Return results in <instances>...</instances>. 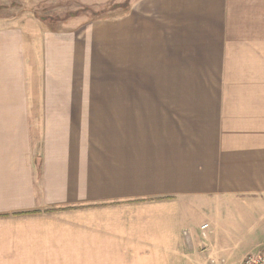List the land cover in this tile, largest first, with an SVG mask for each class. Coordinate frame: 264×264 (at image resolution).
<instances>
[{
  "label": "crops",
  "instance_id": "crops-1",
  "mask_svg": "<svg viewBox=\"0 0 264 264\" xmlns=\"http://www.w3.org/2000/svg\"><path fill=\"white\" fill-rule=\"evenodd\" d=\"M91 48L114 50L121 91L94 80ZM13 177L22 205L9 213H41V199L70 208L54 221L91 222L74 236L52 228L48 244L69 257L84 246L121 264L122 245L139 242L156 247L150 264H241L264 250V0H133L115 18L0 22V180Z\"/></svg>",
  "mask_w": 264,
  "mask_h": 264
},
{
  "label": "rangeland",
  "instance_id": "rangeland-1",
  "mask_svg": "<svg viewBox=\"0 0 264 264\" xmlns=\"http://www.w3.org/2000/svg\"><path fill=\"white\" fill-rule=\"evenodd\" d=\"M132 1L133 0H0V22L8 25L12 22L20 24L21 22H27V20L30 22L31 19L36 18L44 21L49 27H58L59 24L72 22L73 20L81 22L87 19L115 18L128 11ZM109 50L114 51L112 48L90 49L89 54L93 59V77L94 80H96L99 76L101 80V76H103L105 82L108 84L101 86L104 91L118 92L121 91L118 90L120 87L118 84L121 78L118 75L116 62L112 61L111 55L109 56L108 54ZM30 69L33 71L32 74L36 73L34 67L30 66ZM119 74H121L120 70ZM124 76L128 75L124 73ZM144 79H147V77ZM193 87L196 91L197 86ZM210 87L211 86L208 88V86H206L205 91H208ZM93 88L94 91H100L95 84ZM136 88H138L137 85L133 86L126 84L125 86L123 85L122 91L125 89L127 92H134ZM139 88H142V86ZM35 137L38 139L37 135ZM20 182L19 179L15 181L14 177L11 180H0V264H113V262L109 260V258H113L116 255V252L113 251L103 255V257H108L109 261H102L100 255H93L88 258V260L87 257L90 248L86 249L83 246L85 258L78 253L69 257V246L62 245V243H58V245L48 244V240H57L52 235V228H58L64 232H66L65 230L75 231L76 234H70V236H74L87 231L80 228V225H91V222H87L82 218H73L69 215L64 216L63 219H65V221H54L50 218L54 217L56 214H60V212H55V210H67L70 209L69 207L55 208L53 205H44L41 203L40 199L38 201V207L45 212L42 211L41 213L34 214L38 212L37 209H34L37 211L20 214L9 213L14 209H19L22 205L21 190L15 187L20 185ZM41 183V178L30 182L34 188L33 198L35 202L37 200L38 191H42ZM25 194V199L27 200V191H25ZM80 204L81 205H77V208H81L82 210L101 205L94 203ZM115 204L117 203L114 202L107 205ZM40 211L41 210H39V212ZM98 219H100L99 214ZM72 246L73 245H70L71 250ZM96 246L100 248L101 245ZM122 249L121 264H123V259L124 264H150L148 258L151 256L153 262V258L156 259L158 256L155 255V246L139 242H135L131 245L123 244ZM128 260L137 261L136 263H127Z\"/></svg>",
  "mask_w": 264,
  "mask_h": 264
},
{
  "label": "built area",
  "instance_id": "built-area-1",
  "mask_svg": "<svg viewBox=\"0 0 264 264\" xmlns=\"http://www.w3.org/2000/svg\"><path fill=\"white\" fill-rule=\"evenodd\" d=\"M206 227V224L202 225V228ZM241 264H264V250L258 253L247 254Z\"/></svg>",
  "mask_w": 264,
  "mask_h": 264
},
{
  "label": "trees",
  "instance_id": "trees-1",
  "mask_svg": "<svg viewBox=\"0 0 264 264\" xmlns=\"http://www.w3.org/2000/svg\"><path fill=\"white\" fill-rule=\"evenodd\" d=\"M37 210H33V211H25V212H15L14 214H20V213H30V212H36ZM1 216V215H0Z\"/></svg>",
  "mask_w": 264,
  "mask_h": 264
}]
</instances>
